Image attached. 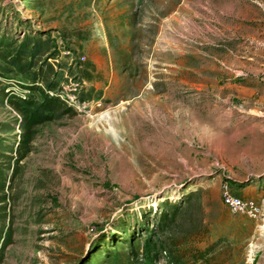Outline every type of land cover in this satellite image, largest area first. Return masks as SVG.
Listing matches in <instances>:
<instances>
[{"label":"rangeland","instance_id":"1","mask_svg":"<svg viewBox=\"0 0 264 264\" xmlns=\"http://www.w3.org/2000/svg\"><path fill=\"white\" fill-rule=\"evenodd\" d=\"M39 32L53 85L0 59V91L74 110L17 159L0 98V264H264V213L222 197L264 187V0H0V51Z\"/></svg>","mask_w":264,"mask_h":264},{"label":"trees","instance_id":"2","mask_svg":"<svg viewBox=\"0 0 264 264\" xmlns=\"http://www.w3.org/2000/svg\"><path fill=\"white\" fill-rule=\"evenodd\" d=\"M44 47L45 49H43ZM49 48L50 39L43 38L40 32L34 33V35H28L26 37L15 53L11 51H0V59L5 60L21 73L28 72L33 67L38 66L33 74L34 80H41L48 85H53L49 73L54 69V65L48 58L54 53L49 51ZM46 52L47 55L42 58V54ZM38 60H42V64L39 65ZM35 84L32 83L31 88H38L40 91L43 90L42 87ZM0 92L2 93L0 98L3 103L10 102L21 112V116L16 119L12 127L15 128L17 126L21 128L17 151L23 148L24 152L17 159L24 157L26 152L30 150L32 140L40 124L62 117L66 113L74 110L72 104L67 103L66 99L58 94L49 95L48 93H43V98L38 99L35 97H23L13 89H2ZM23 101L28 105H32V108L24 107ZM2 168L0 167V262L4 257L7 244L12 240L10 213L6 201L8 199L6 193L7 180Z\"/></svg>","mask_w":264,"mask_h":264},{"label":"built area","instance_id":"3","mask_svg":"<svg viewBox=\"0 0 264 264\" xmlns=\"http://www.w3.org/2000/svg\"><path fill=\"white\" fill-rule=\"evenodd\" d=\"M222 197L224 204L234 213H245L252 217H260L264 213V207L257 199L235 193L229 181L223 184Z\"/></svg>","mask_w":264,"mask_h":264},{"label":"crops","instance_id":"4","mask_svg":"<svg viewBox=\"0 0 264 264\" xmlns=\"http://www.w3.org/2000/svg\"><path fill=\"white\" fill-rule=\"evenodd\" d=\"M233 191L243 197H253L260 201L264 197V187L257 183H246L242 185H231ZM251 222V221H249ZM252 231L258 230V228H251Z\"/></svg>","mask_w":264,"mask_h":264}]
</instances>
